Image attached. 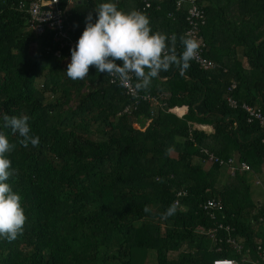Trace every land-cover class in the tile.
Here are the masks:
<instances>
[{"label": "trees", "instance_id": "obj_1", "mask_svg": "<svg viewBox=\"0 0 264 264\" xmlns=\"http://www.w3.org/2000/svg\"><path fill=\"white\" fill-rule=\"evenodd\" d=\"M29 1L0 0V264L241 261L194 232L212 225L197 208L207 199L222 203L244 253L264 250V202L251 200L249 182L264 175V127L239 108L264 117V0H197L204 57L219 66L207 73L181 57L176 0H58L67 34L128 67L137 92L155 99L130 115H118L128 100L106 83L105 66L80 52L45 54L51 32L34 36L18 9ZM158 48L173 56L163 61ZM231 80L235 109L224 99ZM179 107L181 117L169 112ZM200 148L250 171L230 177L204 164Z\"/></svg>", "mask_w": 264, "mask_h": 264}, {"label": "built area", "instance_id": "obj_2", "mask_svg": "<svg viewBox=\"0 0 264 264\" xmlns=\"http://www.w3.org/2000/svg\"><path fill=\"white\" fill-rule=\"evenodd\" d=\"M182 5L185 6L184 21L186 28L183 35L186 48L182 52L181 57L192 61L201 71L205 73L211 72L219 66L204 57L205 44L199 36V30L205 20L203 9L197 4V0H176L175 9L180 8ZM144 8H148L147 3L144 4ZM18 9L25 13L27 30L34 36H40L45 30L51 32V46L45 48V54L51 52L52 57L59 58L61 51H66L69 54L80 52L89 56L93 63L106 67V83L118 87L128 100V104L123 107L118 115H130L137 110L141 102H149L151 105L156 104L153 97L137 92L131 83L132 74L128 67L121 71L114 63L107 61L103 56L89 55L80 40L73 39L67 34L63 25V11L58 7V0H30L26 5L19 3ZM135 35L144 46L155 49L154 44L150 42L145 34L136 31ZM156 51L161 55L163 61L173 56L165 49L158 48ZM222 71L224 72L225 70L223 69ZM235 86L236 83L231 80L225 89L224 99L231 109H235L238 106L236 101L230 96ZM239 108L246 114L247 123L256 121L260 127H264V117L259 109L244 103L240 104ZM261 143L264 144V137H262ZM199 153L203 157L202 162L204 164L223 168L230 177L250 171L246 163L238 161L234 156L225 159L219 158L204 148H200ZM255 185L260 187L264 193V175L262 179H255ZM184 195V191H177L173 205L177 206L178 199ZM197 208L212 225L210 228L197 227L194 232L197 235L207 237L213 244L220 242L227 244L237 255L241 256V261H235L230 258H214L210 264H264V250L260 245L255 247L254 256L251 258L250 255L244 253L246 252L245 250H242V241L232 237L231 234L234 232V228L225 223V217L222 214V203L219 200L207 199L202 204H199ZM257 223L264 227V213L257 219ZM219 234L223 235V239L220 238ZM218 251L219 249L216 248L215 252Z\"/></svg>", "mask_w": 264, "mask_h": 264}, {"label": "rangeland", "instance_id": "obj_3", "mask_svg": "<svg viewBox=\"0 0 264 264\" xmlns=\"http://www.w3.org/2000/svg\"><path fill=\"white\" fill-rule=\"evenodd\" d=\"M35 48H36L35 44L29 45V48H28L29 55H32L35 52ZM39 83H40V80L37 82V84H39ZM205 166H207V165H205ZM249 182L251 185V187H250V194H251L250 198H251V200L254 202H256V200H257V202L259 201L258 203L264 202V193L260 187L255 186V177L250 178ZM153 262H154V260H153V258H151L150 263L152 264Z\"/></svg>", "mask_w": 264, "mask_h": 264}, {"label": "crops", "instance_id": "obj_4", "mask_svg": "<svg viewBox=\"0 0 264 264\" xmlns=\"http://www.w3.org/2000/svg\"><path fill=\"white\" fill-rule=\"evenodd\" d=\"M63 63H67V60H65ZM64 65H66V64H64ZM169 112H171L172 114H174L177 117H181L182 115L185 114L186 109H185V107H179V108L171 109ZM192 127L195 128V129H198V130H203L204 132H207V133H209L211 131L210 130V127L209 126H206V125L205 126H201V125H195V124H193ZM173 155L174 154H172V156ZM256 202H257V200H256Z\"/></svg>", "mask_w": 264, "mask_h": 264}]
</instances>
